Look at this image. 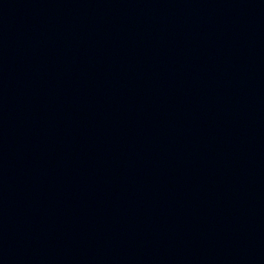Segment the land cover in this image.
I'll list each match as a JSON object with an SVG mask.
<instances>
[{
	"label": "water",
	"instance_id": "1",
	"mask_svg": "<svg viewBox=\"0 0 264 264\" xmlns=\"http://www.w3.org/2000/svg\"><path fill=\"white\" fill-rule=\"evenodd\" d=\"M0 264H264V0H0Z\"/></svg>",
	"mask_w": 264,
	"mask_h": 264
}]
</instances>
